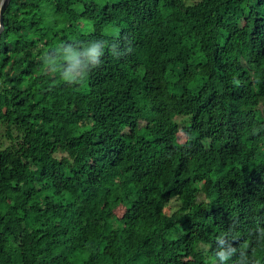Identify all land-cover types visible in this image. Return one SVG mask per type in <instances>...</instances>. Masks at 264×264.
I'll list each match as a JSON object with an SVG mask.
<instances>
[{
    "label": "trees",
    "instance_id": "obj_1",
    "mask_svg": "<svg viewBox=\"0 0 264 264\" xmlns=\"http://www.w3.org/2000/svg\"><path fill=\"white\" fill-rule=\"evenodd\" d=\"M0 264H264V0H10Z\"/></svg>",
    "mask_w": 264,
    "mask_h": 264
},
{
    "label": "clouds",
    "instance_id": "obj_2",
    "mask_svg": "<svg viewBox=\"0 0 264 264\" xmlns=\"http://www.w3.org/2000/svg\"><path fill=\"white\" fill-rule=\"evenodd\" d=\"M98 55H99V53H98V51H97V49H96L95 47H93L92 49H90V50L86 53L87 59L90 60V61H92L93 63L96 62V58H97ZM71 59H73V65H72V69H70V73H71L74 69L78 68L79 65H80V62L77 61V60H75V57H74V56L71 57ZM66 78H67V79H73V80H74V79H75V76L70 75V74H66Z\"/></svg>",
    "mask_w": 264,
    "mask_h": 264
},
{
    "label": "rangeland",
    "instance_id": "obj_3",
    "mask_svg": "<svg viewBox=\"0 0 264 264\" xmlns=\"http://www.w3.org/2000/svg\"><path fill=\"white\" fill-rule=\"evenodd\" d=\"M1 1V0H0ZM195 1H198V0H188V2H195ZM87 18H90V19H93V20H95V26H96V29L99 31V30H101V23L94 17V16H92V15H90V14H86L85 15ZM184 141V137H183V135L182 134H178V142H183ZM207 190V189H206ZM171 206H172V208H174L175 207V205L174 204H171ZM122 213H123V209H120L118 212H117V216H121L122 215ZM109 252L111 253V254H113L114 253V248L113 247H110V249H109Z\"/></svg>",
    "mask_w": 264,
    "mask_h": 264
},
{
    "label": "water",
    "instance_id": "obj_4",
    "mask_svg": "<svg viewBox=\"0 0 264 264\" xmlns=\"http://www.w3.org/2000/svg\"><path fill=\"white\" fill-rule=\"evenodd\" d=\"M9 3H10V0H1L0 1V34L3 31V14H4L5 10L7 9Z\"/></svg>",
    "mask_w": 264,
    "mask_h": 264
}]
</instances>
